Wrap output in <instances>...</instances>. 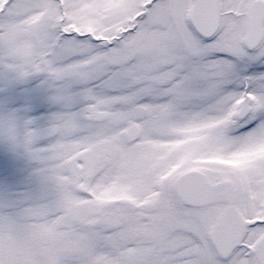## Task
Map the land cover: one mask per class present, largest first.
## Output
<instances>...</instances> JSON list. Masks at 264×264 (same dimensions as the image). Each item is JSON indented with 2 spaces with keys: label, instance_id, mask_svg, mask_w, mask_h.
<instances>
[{
  "label": "snow or ice",
  "instance_id": "obj_1",
  "mask_svg": "<svg viewBox=\"0 0 264 264\" xmlns=\"http://www.w3.org/2000/svg\"><path fill=\"white\" fill-rule=\"evenodd\" d=\"M0 264H264V0H0Z\"/></svg>",
  "mask_w": 264,
  "mask_h": 264
}]
</instances>
